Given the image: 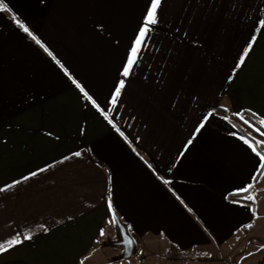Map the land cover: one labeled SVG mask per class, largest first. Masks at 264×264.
I'll return each instance as SVG.
<instances>
[{"label":"crops","instance_id":"obj_1","mask_svg":"<svg viewBox=\"0 0 264 264\" xmlns=\"http://www.w3.org/2000/svg\"><path fill=\"white\" fill-rule=\"evenodd\" d=\"M3 3L0 264H119L113 214L142 264H264V150L215 112L264 120V0H161L128 77L151 0Z\"/></svg>","mask_w":264,"mask_h":264},{"label":"snow or ice","instance_id":"obj_2","mask_svg":"<svg viewBox=\"0 0 264 264\" xmlns=\"http://www.w3.org/2000/svg\"><path fill=\"white\" fill-rule=\"evenodd\" d=\"M161 4V0H151V7L149 8L147 14H146V18H145V24L144 26H142L140 28L139 34L136 38L135 44L131 50V54L128 58L127 64L123 69V76L124 77H128L130 75V71L133 69V65L134 63L137 61V54L140 52L141 50V45L142 43L146 40V36L147 34L150 32V28L149 25H155L157 24L158 20H157V16H158V7ZM7 10L6 9V5L3 3V0H0V11H4ZM13 19L16 21L17 25L25 32L27 33L29 36L32 37L33 40H36V42L38 44L41 45V47L44 48V50L46 52H48V49L46 47H44L43 44H41V42L36 38V36L33 35V33L29 30V28L27 26H25V24H23L17 17L13 16ZM253 40H255V37L252 38ZM252 45L249 44L248 45V49L245 50V55H247V52L249 49H251ZM49 55H51V53L49 52ZM241 62H243V57H241ZM239 66V65H238ZM77 87H79V85H77ZM124 87V81L121 80L119 87L116 88L115 90V95L112 98V103L115 104L117 98L120 96L121 94V89H123ZM83 91V89H82ZM262 125H264V120H262L260 122ZM245 143H248V141H245ZM251 147V145H249ZM254 152H256V154L260 157V160L262 161V167H264V155H261L259 152L256 151L255 148L252 149ZM77 155H79V153H77ZM33 175H35V173H33ZM255 179V178H254ZM167 183V181H166ZM0 191H2V189H0ZM245 191H247V189H245ZM248 199H252V197H248ZM111 207V205H110ZM246 227H251V225H247ZM103 234V233H102ZM30 236H24V239H30ZM20 240L19 239H14L10 242L9 246L12 245H16L19 244ZM129 243H131V241H129ZM5 251V248L3 246H0V252Z\"/></svg>","mask_w":264,"mask_h":264},{"label":"rangeland","instance_id":"obj_3","mask_svg":"<svg viewBox=\"0 0 264 264\" xmlns=\"http://www.w3.org/2000/svg\"><path fill=\"white\" fill-rule=\"evenodd\" d=\"M239 118L241 119V117L239 116ZM264 127V126H263ZM250 132V131H249ZM257 132H260V133H262V134H264V130H259V131H257ZM250 134L252 135V137L256 140V142L258 143V146L259 147H261L263 150H264V139H263V141H261V139H260V137L259 136H254L251 132H250ZM116 238H113V236H111V237H107L106 238V242L107 243H105L104 245H106L107 246V244H108V246H107V248H111L110 250H112L113 252H115V253H119V252H121L122 253V249L120 248V247H116V246H113L111 243H115L116 241L115 240H117V241H120V235H119V233H118V235L117 236H115ZM159 237H162V238H164L165 240H171L172 242H174V243H176L178 246H180V243H181V238H182V236H159ZM110 243V244H109ZM250 246H248V250L250 251V248H249ZM181 249H182V247H180ZM188 248H190V247H188L187 245H186V247H185V249H188ZM190 249H193V248H190ZM225 249V248H224ZM249 251H247V252H249ZM215 252V251H214ZM213 252V253H214ZM206 253H208L209 255H213L211 252H208V250H207V252ZM243 255H244V251L242 250V253L238 256L239 258H236V256L235 257H230V253H228V254H226V255H224L223 254V256H218L217 257V255H215V256H211V259H215V260H219V264H224V261H230V262H232V261H234V263L235 264H240V262H239V259H240V261H244L243 260ZM158 256V258H155V257H151L152 259H148V261H147V264H170L168 261H165V257L164 256H159V255H157ZM140 254H138V253H135V254H133V256L132 257H130V258H127V259H120L121 261L119 262V264H139V261H140ZM144 259V258H143ZM146 259V258H145ZM209 260V258H205V259H203L202 261H208ZM93 263H95V264H101V262L99 261H97V262H93ZM93 263H91V264H93ZM84 264H89V262L87 261V262H85ZM174 264V263H173ZM176 264H192V263H189V262H185L184 261V263H179V262H176ZM200 264V263H199ZM202 264H204V263H202ZM242 264H245L244 262L242 263Z\"/></svg>","mask_w":264,"mask_h":264},{"label":"trees","instance_id":"obj_4","mask_svg":"<svg viewBox=\"0 0 264 264\" xmlns=\"http://www.w3.org/2000/svg\"><path fill=\"white\" fill-rule=\"evenodd\" d=\"M215 112L217 114H219L220 116L226 118L229 122H231V124H233L236 128H238V130H240L244 135L251 138L253 141H255V139L252 137L250 132L254 136L256 135V136L261 137L257 131L264 130V127L260 123L261 121H259L257 118H255L252 114H250L248 112H242L240 115V117H241V119H240L238 116H234L233 114L227 113L222 108L216 109ZM230 197H231V199H234V200H241L242 199V197H240L239 195L230 196ZM243 201L246 202L247 200H243Z\"/></svg>","mask_w":264,"mask_h":264},{"label":"water","instance_id":"obj_5","mask_svg":"<svg viewBox=\"0 0 264 264\" xmlns=\"http://www.w3.org/2000/svg\"><path fill=\"white\" fill-rule=\"evenodd\" d=\"M113 217L115 220L116 228L120 235V241L116 242L115 245L122 249L121 257L123 259L130 258L133 256V247H134L133 239L128 234L125 225L119 220V218L115 214H113ZM129 241H131V243H129Z\"/></svg>","mask_w":264,"mask_h":264},{"label":"built area","instance_id":"obj_6","mask_svg":"<svg viewBox=\"0 0 264 264\" xmlns=\"http://www.w3.org/2000/svg\"><path fill=\"white\" fill-rule=\"evenodd\" d=\"M142 263H144V259L140 258L139 264H142Z\"/></svg>","mask_w":264,"mask_h":264}]
</instances>
